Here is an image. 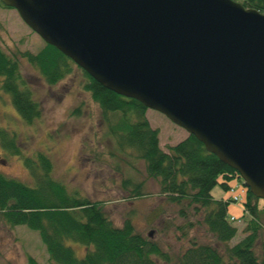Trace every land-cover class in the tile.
<instances>
[{
    "label": "water",
    "instance_id": "1",
    "mask_svg": "<svg viewBox=\"0 0 264 264\" xmlns=\"http://www.w3.org/2000/svg\"><path fill=\"white\" fill-rule=\"evenodd\" d=\"M104 89L193 136L264 201V13L235 0H0Z\"/></svg>",
    "mask_w": 264,
    "mask_h": 264
},
{
    "label": "trees",
    "instance_id": "2",
    "mask_svg": "<svg viewBox=\"0 0 264 264\" xmlns=\"http://www.w3.org/2000/svg\"><path fill=\"white\" fill-rule=\"evenodd\" d=\"M235 1L264 13V0ZM0 8L9 9L1 3ZM19 60L35 70L47 86L61 81L75 65L46 44L35 53L8 54L0 48V91L9 96L18 117L30 125L39 117L40 108L21 75ZM81 72L86 79L84 89L100 112L102 136L111 144L108 155L116 160L120 156L141 161L145 177L157 182L159 195L171 205L182 206L178 216L185 219L188 209L195 216L200 214L196 225H203L205 235L214 244L192 238L189 247L172 258L155 241L139 234L131 218L114 226L100 203L88 200L77 190H67L52 178V163L46 154L24 155L14 134L1 128L0 148L19 157L33 181L29 185L0 173V222L10 228L23 226L36 232L49 264H264V209L257 207L258 200L246 191L239 217L246 219L241 230L243 237L230 245L237 228L228 220L229 203L211 196L215 186L226 191L235 172L206 152L191 135L162 151L158 130L150 128L147 110L141 104L104 89ZM78 111L76 108L71 114L77 115ZM93 156L98 161L99 155ZM127 165L134 168L132 162ZM144 182L126 178L120 187L128 190L129 200H136L145 195ZM70 244L82 248L81 257L76 256ZM27 264L38 263L27 257Z\"/></svg>",
    "mask_w": 264,
    "mask_h": 264
},
{
    "label": "rangeland",
    "instance_id": "3",
    "mask_svg": "<svg viewBox=\"0 0 264 264\" xmlns=\"http://www.w3.org/2000/svg\"><path fill=\"white\" fill-rule=\"evenodd\" d=\"M43 46L44 42L20 20L15 10L0 8V48L3 51L8 54L17 51L35 53ZM19 70L33 99L39 104L40 115L30 125L25 124L16 114L9 96L0 91V128L14 134L24 155L46 154L51 160V176L55 181L69 191L77 190L88 200L100 203L102 212L114 226L131 218L139 234L155 241L161 251L172 258L186 250L192 238L200 243L214 244L212 238L205 235L203 225H196L200 214L195 216L188 209L185 219L178 216L182 206L171 205L159 195L157 182L145 177L141 161L120 156H116L121 158L116 160L108 155L111 144L102 136L104 126L100 112L90 93L84 89L86 79L81 69L73 66L70 74L53 86L45 85L24 60H19ZM76 108L79 114H71ZM146 118L150 128L158 130L159 148L164 152L187 136L184 130L156 112L147 111ZM94 154L99 155L98 161L94 160ZM128 162L133 163V169L128 168ZM0 173L29 185L33 181L20 158L2 148ZM126 178L145 180V195L129 200L128 190L120 187ZM211 196L224 199L226 193L215 186ZM257 207L264 209V201L258 200ZM230 208L228 215H232ZM245 220L240 218L233 223L237 236L230 245L243 237L241 230ZM261 221L264 229V218ZM72 247L76 256L81 257L82 248ZM27 257L38 264H49L36 232L23 226L10 228L0 222V264H27Z\"/></svg>",
    "mask_w": 264,
    "mask_h": 264
},
{
    "label": "built area",
    "instance_id": "4",
    "mask_svg": "<svg viewBox=\"0 0 264 264\" xmlns=\"http://www.w3.org/2000/svg\"><path fill=\"white\" fill-rule=\"evenodd\" d=\"M242 192L240 191L239 194H236L232 189L230 190V194H231V199L233 200V202H237L240 200V194Z\"/></svg>",
    "mask_w": 264,
    "mask_h": 264
},
{
    "label": "crops",
    "instance_id": "5",
    "mask_svg": "<svg viewBox=\"0 0 264 264\" xmlns=\"http://www.w3.org/2000/svg\"><path fill=\"white\" fill-rule=\"evenodd\" d=\"M230 208V207H229ZM231 213H232V215H235V216H238V209L237 208H235V207H233V206H231Z\"/></svg>",
    "mask_w": 264,
    "mask_h": 264
}]
</instances>
